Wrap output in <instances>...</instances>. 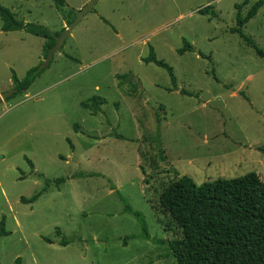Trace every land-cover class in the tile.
I'll list each match as a JSON object with an SVG mask.
<instances>
[{
  "label": "rangeland",
  "instance_id": "1",
  "mask_svg": "<svg viewBox=\"0 0 264 264\" xmlns=\"http://www.w3.org/2000/svg\"><path fill=\"white\" fill-rule=\"evenodd\" d=\"M87 1L65 0L64 14L52 0L0 4L54 34ZM255 1L97 0L8 100L46 39L2 31L0 18V264H176L158 241L178 236L158 201L175 172L264 182V56L231 31ZM242 30L264 50V3ZM185 42L194 50L180 53ZM150 48L175 85L144 60ZM94 95L106 102L93 115L81 102Z\"/></svg>",
  "mask_w": 264,
  "mask_h": 264
},
{
  "label": "trees",
  "instance_id": "2",
  "mask_svg": "<svg viewBox=\"0 0 264 264\" xmlns=\"http://www.w3.org/2000/svg\"><path fill=\"white\" fill-rule=\"evenodd\" d=\"M52 1L64 14L65 0ZM247 2L248 0H243L236 7L240 9ZM263 3L264 0H256L243 17L237 12V26L231 29L260 56H264V50L243 33L242 27L256 15ZM199 11L205 13L206 8ZM0 18L2 31L23 30L45 38V56L55 42L54 36L63 29L53 34L44 25L17 19L9 8L1 4ZM71 20L67 19V24ZM186 49L194 50V47L185 42L179 52L182 53ZM144 60L166 68L174 85L176 84L171 66L157 59L153 48H150L149 55ZM43 70L39 66L31 67L21 79L13 72L12 88L5 95V99L26 92ZM121 77L126 75L118 76L120 85L123 82ZM105 102V98L94 95L88 101L81 102V106L89 109L94 115L101 110V105ZM63 180L64 178H57L55 182ZM48 183L30 198L21 197V201L34 202L47 189ZM158 201L160 208L168 216L166 229L176 230L178 233L176 237L158 241L167 245L168 255L175 259L176 264H264V182L257 173L248 172L237 177L217 178L196 184L191 177L175 172V179L162 189ZM124 210L137 217L141 222L142 236L151 239L142 214L128 204ZM2 232L1 228L0 233ZM66 241L61 239L62 244H66Z\"/></svg>",
  "mask_w": 264,
  "mask_h": 264
},
{
  "label": "water",
  "instance_id": "3",
  "mask_svg": "<svg viewBox=\"0 0 264 264\" xmlns=\"http://www.w3.org/2000/svg\"><path fill=\"white\" fill-rule=\"evenodd\" d=\"M96 2L97 0H88L80 9L73 10L74 18L61 30V32L58 35L54 36L55 42L47 50L46 56L40 67L41 69L45 68V66L52 59L54 52H56L62 47L69 32L81 21V19L85 14H87L89 11L93 9V6L95 5ZM1 101H2V97L0 96V102Z\"/></svg>",
  "mask_w": 264,
  "mask_h": 264
},
{
  "label": "crops",
  "instance_id": "4",
  "mask_svg": "<svg viewBox=\"0 0 264 264\" xmlns=\"http://www.w3.org/2000/svg\"><path fill=\"white\" fill-rule=\"evenodd\" d=\"M66 25H67V22L62 20V24H61L62 28H64Z\"/></svg>",
  "mask_w": 264,
  "mask_h": 264
}]
</instances>
